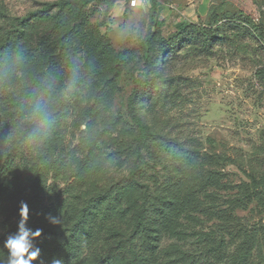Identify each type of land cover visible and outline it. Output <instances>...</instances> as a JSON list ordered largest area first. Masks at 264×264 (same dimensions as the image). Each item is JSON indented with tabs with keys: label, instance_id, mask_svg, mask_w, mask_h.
Instances as JSON below:
<instances>
[{
	"label": "rangeland",
	"instance_id": "rangeland-1",
	"mask_svg": "<svg viewBox=\"0 0 264 264\" xmlns=\"http://www.w3.org/2000/svg\"><path fill=\"white\" fill-rule=\"evenodd\" d=\"M59 1L0 0V44L21 52L24 64L11 78L0 76V131L37 75L45 80L38 97L51 99L52 114L68 107L58 138L48 145L29 140L28 118L15 131L7 128L0 161L13 159L1 182L26 173L47 152L55 163L40 197L61 225L28 219L26 227L46 238L35 264L54 258L68 264H264V89L255 75L264 67V48L257 39L231 25L207 55L194 44L170 52L161 73L165 86L148 88L139 104L150 128L140 159L149 197L122 181L136 158L128 100L143 67L152 0L138 8L127 0H74L79 15L58 8L18 23ZM155 1L165 39L189 23L234 20L252 30L264 24V0H194V7ZM74 71L79 80L65 99ZM92 106L99 109L95 124L83 112ZM181 145L193 153L192 162L186 163ZM26 200L0 199V247L16 235V208ZM81 225L88 234L75 242L71 259L65 244ZM0 260L7 251L0 250Z\"/></svg>",
	"mask_w": 264,
	"mask_h": 264
},
{
	"label": "trees",
	"instance_id": "trees-1",
	"mask_svg": "<svg viewBox=\"0 0 264 264\" xmlns=\"http://www.w3.org/2000/svg\"><path fill=\"white\" fill-rule=\"evenodd\" d=\"M112 3V1H108ZM151 15L149 28L141 43V49L143 53V67L140 75H137L133 79V92L128 100V112L136 128L135 137V154L133 168L131 169L129 176L126 177L122 182L125 185L136 187L141 190L146 196L148 195V186L144 183L143 173L141 171L140 159L143 155L142 147L148 142L150 136V128L140 116L139 104L141 103V97L148 95V88H162L165 83L161 77L164 68L169 60L170 52L176 47L180 48L187 44L197 45L196 50L207 55L215 47V44L220 40V30L226 26H235L239 29L250 31L252 35L260 43L261 47L264 48V24H261L259 29H250L248 25H245L234 20H228L221 26H215L216 23H209L207 25H198L195 23H189L186 26L180 27L178 33L170 39H165L159 35V27L156 19V1L152 0ZM74 0H62L59 2L46 3L42 9L37 12L30 13L23 19L18 20L21 25H27L33 22L36 18H43L50 12L59 8V11H67L68 13L74 12L79 15V11L75 9ZM138 8V7H137ZM10 43L7 41L0 44V76L11 78L14 70L17 66H23V56L21 52L10 49ZM177 48V49H178ZM115 71V67L112 69ZM256 77L262 83L264 89V67L256 72ZM45 82L40 76L37 75L34 84L25 89V98L19 104L14 107L9 113L10 118L5 121V129L0 131V161L4 155L3 149L8 143L10 138V130H16L20 121L29 119L32 109L38 104H46L47 106L52 105L51 99H47L42 96L39 99V95L43 90V83ZM99 109L95 107H88L83 112L89 117L92 124L96 123ZM68 111V107H63L59 112L52 114L51 117V129L43 139L46 145L50 144L55 138H58L60 124ZM34 125H30L28 138L31 136ZM10 130H8V129ZM11 130V131H12ZM50 146V145H49ZM179 151L184 157H186V163L193 161L194 155L184 146H178ZM16 158V156H13ZM13 159H10L9 155H6L4 162L0 164V176L10 173L12 170ZM52 161V155L47 152L44 156L37 157V164L33 165L24 174H14L9 180L5 182L0 181V199L5 198L7 201H21V199L27 198L24 202L29 207V218L33 217L36 220L48 218L51 214L55 213L52 208H45L43 206V197L40 194L45 192L44 176H48L53 169H55V163ZM119 182L117 185H120ZM34 194L29 197V194ZM150 197V196H149ZM182 204V203H181ZM20 212V206L16 208ZM147 210H145L146 212ZM149 211V210H148ZM166 216V215H165ZM85 226L81 225L79 228L74 229L70 238L66 242V247L70 251V256L76 258L77 246L75 242L82 236L81 234H88L85 231ZM46 240L45 235H42L39 240L36 241L35 247L41 253L43 249V243ZM0 250L6 251L5 247H0ZM109 260V259H108ZM101 261L99 264H107L109 261ZM70 260L65 259L63 264H68ZM0 264H7V260H0Z\"/></svg>",
	"mask_w": 264,
	"mask_h": 264
},
{
	"label": "clouds",
	"instance_id": "clouds-1",
	"mask_svg": "<svg viewBox=\"0 0 264 264\" xmlns=\"http://www.w3.org/2000/svg\"><path fill=\"white\" fill-rule=\"evenodd\" d=\"M78 80V73L74 71L63 93L65 99L75 91ZM51 117L52 111L46 104H38L32 109L29 116L30 122L34 125L29 137L31 142H42L51 129ZM19 216L20 222L16 235L9 236L4 245L7 251V264H35L40 257V252L34 242L40 239L42 232L40 230L32 232L26 227L29 219L27 204L21 203ZM47 219L54 227L61 225V219L50 217ZM52 264H63V260L54 258Z\"/></svg>",
	"mask_w": 264,
	"mask_h": 264
},
{
	"label": "built area",
	"instance_id": "built-area-1",
	"mask_svg": "<svg viewBox=\"0 0 264 264\" xmlns=\"http://www.w3.org/2000/svg\"><path fill=\"white\" fill-rule=\"evenodd\" d=\"M128 1V6L130 8H137L141 5H144L147 3L149 0H127Z\"/></svg>",
	"mask_w": 264,
	"mask_h": 264
},
{
	"label": "crops",
	"instance_id": "crops-1",
	"mask_svg": "<svg viewBox=\"0 0 264 264\" xmlns=\"http://www.w3.org/2000/svg\"><path fill=\"white\" fill-rule=\"evenodd\" d=\"M183 1H185V3H186L187 5H190L191 7L196 6V5H194V3H193L194 0H178V4L181 5V3H182ZM199 6H200V5H198L197 7L199 8Z\"/></svg>",
	"mask_w": 264,
	"mask_h": 264
}]
</instances>
